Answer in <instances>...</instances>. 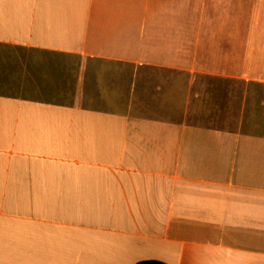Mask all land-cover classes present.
<instances>
[{
  "label": "crops",
  "instance_id": "1",
  "mask_svg": "<svg viewBox=\"0 0 264 264\" xmlns=\"http://www.w3.org/2000/svg\"><path fill=\"white\" fill-rule=\"evenodd\" d=\"M200 1L0 0V45L264 84V0ZM147 260L264 264V135L0 95V264Z\"/></svg>",
  "mask_w": 264,
  "mask_h": 264
},
{
  "label": "rangeland",
  "instance_id": "2",
  "mask_svg": "<svg viewBox=\"0 0 264 264\" xmlns=\"http://www.w3.org/2000/svg\"><path fill=\"white\" fill-rule=\"evenodd\" d=\"M249 10H243L244 26L251 23ZM261 13L255 37L264 40ZM179 22L204 24L192 10H179ZM0 94L264 135V84L252 82L0 45Z\"/></svg>",
  "mask_w": 264,
  "mask_h": 264
},
{
  "label": "trees",
  "instance_id": "3",
  "mask_svg": "<svg viewBox=\"0 0 264 264\" xmlns=\"http://www.w3.org/2000/svg\"><path fill=\"white\" fill-rule=\"evenodd\" d=\"M44 52V51H43ZM225 80V79H224ZM2 95V94H0ZM3 96H6V95H3ZM10 97V96H9ZM12 97V96H11ZM26 100V99H25ZM136 264H165L163 262H160V261H155V260H147V261H140Z\"/></svg>",
  "mask_w": 264,
  "mask_h": 264
}]
</instances>
